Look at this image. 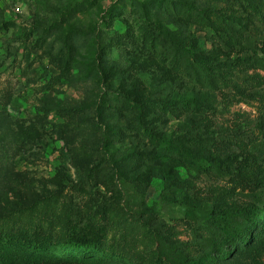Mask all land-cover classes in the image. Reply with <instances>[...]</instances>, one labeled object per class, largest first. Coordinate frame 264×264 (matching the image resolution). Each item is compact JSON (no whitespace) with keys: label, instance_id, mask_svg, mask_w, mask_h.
Wrapping results in <instances>:
<instances>
[{"label":"rangeland","instance_id":"1","mask_svg":"<svg viewBox=\"0 0 264 264\" xmlns=\"http://www.w3.org/2000/svg\"><path fill=\"white\" fill-rule=\"evenodd\" d=\"M226 2L0 0V224L40 227L54 247L75 209L87 224H107L99 264H171L156 237L194 256L198 208L248 204L247 186L215 173L204 150L232 155L264 136V70L218 69L225 84L209 92L140 43L163 32L181 52L214 57L208 35L232 16ZM42 23L50 36L26 41ZM92 30L116 35L100 54ZM140 116L145 128L135 126ZM111 140L107 163L94 167ZM88 169L92 185L83 187ZM213 255L215 264H264V230Z\"/></svg>","mask_w":264,"mask_h":264},{"label":"trees","instance_id":"2","mask_svg":"<svg viewBox=\"0 0 264 264\" xmlns=\"http://www.w3.org/2000/svg\"><path fill=\"white\" fill-rule=\"evenodd\" d=\"M222 9L232 12V16L222 21L223 32L214 29L209 33L208 40L212 42V48L205 51L232 49V55L217 57L215 52L214 57H198L189 51L181 52L177 44L163 32L156 35L149 33L151 40L146 44L145 37L140 39L141 47L161 61L175 65L182 81L192 82L209 92L216 91L225 84L226 78L218 69L237 72L264 70V0H227ZM191 12L194 13V10ZM49 29L44 23L29 26L25 40L31 36L40 39L49 37ZM86 34L94 38L99 54L114 36V32L108 35L102 30H92ZM154 41L158 42L155 44ZM51 63L55 68H60L55 62ZM108 95L113 96L114 101L124 103L121 95ZM126 104L131 105L125 101L124 105ZM193 104L192 101L182 102L185 108H190ZM138 119L135 126L145 128L141 116ZM115 141L111 140L99 149L103 154L97 158L94 167L107 163L104 147ZM232 142V145L238 147V141ZM204 151V156L215 173L236 177L237 181L247 186V192L252 198L244 206L226 209L214 206L198 208L191 217L190 234L194 245L199 249L194 256L180 255L170 244L156 237L158 255L171 264H215L217 258L213 253L224 247L243 246L250 239L252 231L264 230V207L263 203L258 204L264 191V136L261 135L259 141L250 144L245 151L232 155L215 152L211 157L207 149ZM233 162H238L239 166ZM92 174L91 169H88L79 177L83 187H91L94 177ZM106 227V222L87 224L75 209H71L66 217L64 235L52 247L51 233L40 227L28 230L0 224V264H99L100 261L93 257L97 252H102ZM53 248H58V251ZM223 254L222 252L221 255Z\"/></svg>","mask_w":264,"mask_h":264},{"label":"built area","instance_id":"3","mask_svg":"<svg viewBox=\"0 0 264 264\" xmlns=\"http://www.w3.org/2000/svg\"><path fill=\"white\" fill-rule=\"evenodd\" d=\"M20 8H21L20 5L15 4V10H16V11H20Z\"/></svg>","mask_w":264,"mask_h":264}]
</instances>
